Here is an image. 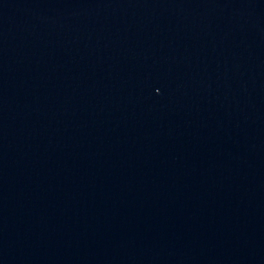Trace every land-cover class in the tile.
Instances as JSON below:
<instances>
[{
  "label": "water",
  "instance_id": "obj_1",
  "mask_svg": "<svg viewBox=\"0 0 264 264\" xmlns=\"http://www.w3.org/2000/svg\"><path fill=\"white\" fill-rule=\"evenodd\" d=\"M0 264H264V0H0Z\"/></svg>",
  "mask_w": 264,
  "mask_h": 264
}]
</instances>
